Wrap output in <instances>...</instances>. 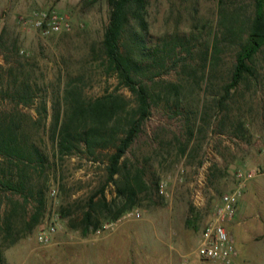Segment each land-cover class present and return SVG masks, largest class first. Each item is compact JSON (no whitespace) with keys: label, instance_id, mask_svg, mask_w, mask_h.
<instances>
[{"label":"rangeland","instance_id":"obj_1","mask_svg":"<svg viewBox=\"0 0 264 264\" xmlns=\"http://www.w3.org/2000/svg\"><path fill=\"white\" fill-rule=\"evenodd\" d=\"M232 2L250 4V0ZM109 8L107 0H0V115L21 112L30 127L28 115L36 119L45 100L48 117L31 132L50 155L51 103L61 98L70 78L83 76L85 97L117 90L134 104L131 92L118 86L116 75L95 51ZM147 10L153 41L166 32L195 30L194 23L199 27L205 22V32L217 23L216 0H149ZM54 17L57 30L47 24ZM39 21L44 25H37ZM230 48L221 51L208 85L200 80L185 90L187 109L206 103L210 113L196 118L194 139L184 155L173 148L171 154L155 156L156 134L184 140L185 121L183 114L165 106L162 97L152 105L132 148L139 157L152 156L150 168L159 176L158 195L151 203L144 200L83 235L72 224L80 222L87 198L103 184V166L82 152L51 156L44 215L31 233L3 250L0 264H207L196 254L200 232L222 195L242 182L237 177L240 171L249 177L241 187L234 217L224 226L237 248L235 264H264V52L257 59L256 81L240 84L226 103L228 110L215 112L213 100L228 80L232 63ZM24 77L34 87L28 105L13 97ZM154 79L164 83L179 75L168 68ZM105 193L111 198L113 185H107ZM49 224L56 228L47 242H40L38 230Z\"/></svg>","mask_w":264,"mask_h":264},{"label":"trees","instance_id":"obj_2","mask_svg":"<svg viewBox=\"0 0 264 264\" xmlns=\"http://www.w3.org/2000/svg\"><path fill=\"white\" fill-rule=\"evenodd\" d=\"M109 20L95 49L117 77L118 86L127 88L134 104L114 90L96 97L83 95V76L70 78L61 98L51 103L48 125L53 153H47L34 139L32 126L48 117L42 100L38 117L18 111L0 115V262L3 250L33 231L46 209V188L51 156L63 157L82 152L102 164L103 184L87 198L78 224L83 235L98 230L105 220H116L144 200L158 195L159 176L151 170L152 156L139 157L132 148L140 136L152 105L161 97L165 106L184 115V140L156 134L155 156L184 155L194 139L193 124L199 115L210 113L208 104L186 108L185 90L200 80L210 83L220 63L223 48L233 50L228 80L212 104L214 111L227 108V101L240 84L258 78V57L264 52V0L237 5L232 0H216L217 23L192 26L195 30H175L155 36L148 20L149 0H107ZM198 59L194 63L191 60ZM175 68L179 79L160 83L154 77L162 69ZM181 73L185 74L181 77ZM189 78L190 82H189ZM33 85L24 77L13 97L28 105L34 97ZM191 112V118H190ZM194 115V116H193ZM227 115V114H225ZM113 185L107 198L105 188ZM160 196V195H159Z\"/></svg>","mask_w":264,"mask_h":264},{"label":"built area","instance_id":"obj_3","mask_svg":"<svg viewBox=\"0 0 264 264\" xmlns=\"http://www.w3.org/2000/svg\"><path fill=\"white\" fill-rule=\"evenodd\" d=\"M52 30L58 29L57 20H51L47 23ZM39 26L44 25L39 21ZM67 26V24H65ZM50 29L45 28V32ZM237 177L242 180L234 190L224 193L219 203L214 207L210 221L202 228L196 247V254L207 264H235L238 255L237 248L232 237L225 229L224 221L234 217L236 212V202L241 193V187L244 180L249 176H244V172L237 173ZM163 189H161V192ZM55 224L40 226L38 230V240L47 242L50 234L55 230Z\"/></svg>","mask_w":264,"mask_h":264}]
</instances>
